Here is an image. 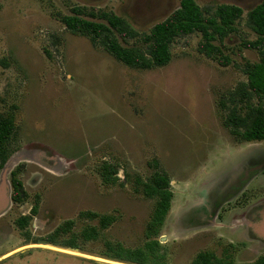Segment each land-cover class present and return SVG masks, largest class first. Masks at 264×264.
<instances>
[{
  "label": "rangeland",
  "instance_id": "rangeland-1",
  "mask_svg": "<svg viewBox=\"0 0 264 264\" xmlns=\"http://www.w3.org/2000/svg\"><path fill=\"white\" fill-rule=\"evenodd\" d=\"M180 1L0 0V112L16 124L15 151L0 168V264H126L113 257L149 239L160 255L149 264H191L200 251L222 256L228 247L237 264L264 255V142L240 143L232 132L250 126L258 105L245 65L260 50L245 42L258 39L247 14L262 0H195L244 11L224 39L227 66L199 53L192 34L176 40L166 66L130 68L60 20L78 6L149 33ZM105 163L117 171L114 184L103 181ZM19 167L23 204L11 200ZM155 172L168 177L173 198L148 239L156 199L142 186ZM36 197L38 213L20 230L15 221ZM82 212L116 221L88 240L85 225L99 222Z\"/></svg>",
  "mask_w": 264,
  "mask_h": 264
},
{
  "label": "trees",
  "instance_id": "trees-1",
  "mask_svg": "<svg viewBox=\"0 0 264 264\" xmlns=\"http://www.w3.org/2000/svg\"><path fill=\"white\" fill-rule=\"evenodd\" d=\"M241 7L232 4H220L215 7L202 8L195 0H181L178 9L173 11L164 20L156 23L149 33L135 31L123 18L107 12H87L84 8L74 6L71 14L62 15L61 22L72 33L87 35L93 41H99L107 52L116 60L130 68L150 70L163 67L172 59V45L181 37L200 34L198 45L199 53L218 61L222 66L230 63V58L223 53L224 39L235 33L236 24L243 17ZM248 25L258 35L255 42H245L249 48L260 50V60L255 63L246 62L247 87L258 100V105L251 111L253 116L251 124L243 131L233 130L235 138L242 142H264V0L247 14ZM135 40L138 45H130ZM16 128L15 120L0 112V168L15 151L11 147V138ZM19 167L10 174L12 195L11 200L16 204H23L27 198L21 180L17 177ZM117 171L113 165L105 163L103 166V181L114 184L117 181ZM170 180L166 175L155 172L142 186V193L148 198H154L155 206L150 221L147 224L146 235L157 236L164 219L172 205L173 192L169 188ZM29 215L22 216L15 221V225L24 230L31 218L38 213V197L35 198ZM83 220H97L98 226L85 225L84 233L88 240H96L103 230L109 228L116 217L113 215H100L94 212H82L79 215ZM71 229L74 221L65 223ZM47 243H53L52 238ZM76 249V246L70 245ZM158 241L151 240L141 249H123L116 261L126 264H149V259L159 260L157 251ZM232 247L225 249L222 256H216L212 251H200L191 264H237L231 257ZM240 264H264V255L252 262Z\"/></svg>",
  "mask_w": 264,
  "mask_h": 264
},
{
  "label": "water",
  "instance_id": "water-1",
  "mask_svg": "<svg viewBox=\"0 0 264 264\" xmlns=\"http://www.w3.org/2000/svg\"><path fill=\"white\" fill-rule=\"evenodd\" d=\"M33 243H39L37 240H35V241H33ZM40 243H43L42 241L40 242ZM76 251H78V250H76ZM102 264H108V263H104V262H101Z\"/></svg>",
  "mask_w": 264,
  "mask_h": 264
}]
</instances>
